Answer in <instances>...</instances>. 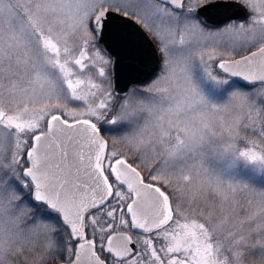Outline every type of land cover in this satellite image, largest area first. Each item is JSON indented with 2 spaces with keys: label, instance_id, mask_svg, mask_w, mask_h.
<instances>
[{
  "label": "snow or ice",
  "instance_id": "1",
  "mask_svg": "<svg viewBox=\"0 0 264 264\" xmlns=\"http://www.w3.org/2000/svg\"><path fill=\"white\" fill-rule=\"evenodd\" d=\"M0 264H264V0H0Z\"/></svg>",
  "mask_w": 264,
  "mask_h": 264
},
{
  "label": "water",
  "instance_id": "2",
  "mask_svg": "<svg viewBox=\"0 0 264 264\" xmlns=\"http://www.w3.org/2000/svg\"><path fill=\"white\" fill-rule=\"evenodd\" d=\"M114 23L118 25H123L124 27L128 28L129 30L136 31V28L134 25H132L128 21H120L118 18L114 19Z\"/></svg>",
  "mask_w": 264,
  "mask_h": 264
},
{
  "label": "rangeland",
  "instance_id": "3",
  "mask_svg": "<svg viewBox=\"0 0 264 264\" xmlns=\"http://www.w3.org/2000/svg\"><path fill=\"white\" fill-rule=\"evenodd\" d=\"M106 135H108V134H106Z\"/></svg>",
  "mask_w": 264,
  "mask_h": 264
}]
</instances>
